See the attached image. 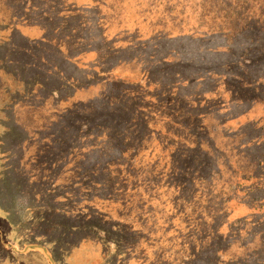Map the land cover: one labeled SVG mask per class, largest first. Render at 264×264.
<instances>
[{
    "label": "rangeland",
    "instance_id": "1",
    "mask_svg": "<svg viewBox=\"0 0 264 264\" xmlns=\"http://www.w3.org/2000/svg\"><path fill=\"white\" fill-rule=\"evenodd\" d=\"M220 1L0 0V264H229V240L181 205L228 179L190 169L197 127L233 144V103L264 109V56L242 59L258 37L221 16L243 8L251 28L264 4Z\"/></svg>",
    "mask_w": 264,
    "mask_h": 264
},
{
    "label": "trees",
    "instance_id": "2",
    "mask_svg": "<svg viewBox=\"0 0 264 264\" xmlns=\"http://www.w3.org/2000/svg\"><path fill=\"white\" fill-rule=\"evenodd\" d=\"M222 1L224 0L220 2ZM255 2H262L264 4V0H255ZM246 3L248 5L250 4V2ZM248 7L251 10V15L255 19V23L251 25V28L248 25V12L246 10L245 13L243 8L240 10L237 8L228 12L227 15L221 16L226 19V26L236 29L240 35H245L251 29L253 32L252 37H258L257 41L254 44L252 42L248 48V50L251 48V52L248 53L250 56L247 57L244 54L245 56L242 58L252 63L258 62L260 57L264 56V5L260 9H253L252 4ZM259 55L261 56L258 57ZM66 59L69 58L66 57ZM222 62L223 64L216 62L214 65L211 64V66L214 71L222 76V79H225L226 72L230 71L231 63L230 61ZM246 67H249V65ZM215 68L219 69L215 70ZM94 72L96 71L91 73ZM95 76H100V74H93V77ZM93 77L92 80L94 79ZM239 80L241 83V88L239 89L242 91L246 90V86L251 87L253 84L247 79L239 78ZM222 82L225 81L223 80ZM115 83L120 84H117L118 88L123 83L125 84L124 81H115ZM262 83H264L263 79L256 81L258 87H263L264 85L262 86ZM223 89L227 90V87L220 85L217 89L215 88V91L219 94V99H221L219 91ZM204 97L206 100H211V104L213 103L214 100L211 96L206 94ZM219 99H215V101H219ZM249 99L250 97L246 95V97L240 98L233 103L234 108L240 112L237 118L230 119L224 116L221 118V122L218 123L222 127L226 126L228 129H231V138L234 139L233 144L228 137H222L217 131L214 132L216 134L207 133L204 127L201 126L197 127V132L201 133V137L195 140L197 144L194 145L191 153L186 155L188 158L186 162L190 163V169L193 168V164L198 163L194 159H201L203 165L208 166V174L212 172L216 173L219 170L223 171L222 173L228 174V179L222 182L223 190H215V193L200 197L201 199L199 200L196 197V200L199 201L198 204H192L189 201L190 199H188L184 202L185 205H181L187 207L186 210L188 213L190 214L191 211L194 216H203L202 211H204L207 214V220L210 221L206 222L204 220V223L208 225L205 229L206 233L208 232L214 235V237L219 238L222 244L224 241L229 240L226 243L227 249L220 252L223 262L225 259L229 264H264V197L259 199V205L254 203L260 195L258 193L264 192V109L263 112L254 114V117L249 118L248 110L244 109L245 103ZM259 105L264 108V99L259 102ZM230 110H232V107H230ZM219 111L223 115H227L229 110L227 109L226 111L222 107H219ZM197 116L198 114L192 115L191 119H193V124H196ZM202 138L203 140H201ZM242 149H245V153ZM219 151H221V154H218ZM239 156L243 160L248 159L245 165L240 163ZM181 165V162H176L174 167L175 171H179L182 168ZM216 194H219L221 198V208L225 212L223 218L218 216L219 204L217 201L219 198ZM213 196H215V204L212 203ZM178 221L182 225L185 224L180 218ZM210 227L212 230H217V234L208 231L207 229ZM94 229L93 233L96 232L99 235L98 227L94 226ZM4 245L12 248L11 243H5ZM44 253L48 259V264H55V257L47 250ZM138 260L142 259L134 258L131 260V263H138Z\"/></svg>",
    "mask_w": 264,
    "mask_h": 264
}]
</instances>
